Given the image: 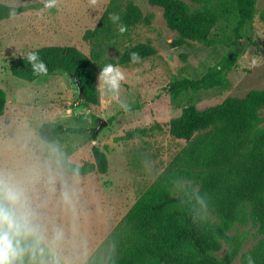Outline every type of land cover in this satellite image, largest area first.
Masks as SVG:
<instances>
[{
  "label": "rangeland",
  "instance_id": "rangeland-1",
  "mask_svg": "<svg viewBox=\"0 0 264 264\" xmlns=\"http://www.w3.org/2000/svg\"><path fill=\"white\" fill-rule=\"evenodd\" d=\"M109 1L56 0L53 9H43L42 0H0L1 4L23 8L22 13L0 21V88L6 93V110L0 117V171L14 169L27 178L29 194L37 210L50 227H61L63 239L59 252L64 264L71 259V251L81 248L89 239L79 232L87 220H93L89 205L92 199L102 202L100 214L113 220L111 231L186 145L184 140L173 139L167 132L169 120L178 117L183 107L194 105L203 110L226 98L264 89V23L259 19L264 0H256L257 14L245 30L244 53L226 74L228 87L225 89L189 91L176 97L163 90L169 82L199 78L208 67L216 65L228 51L231 24L220 20L212 30L209 44L171 48L169 44L176 34L166 27L162 10L148 5L146 0L133 2L149 19V25L131 29L117 50L149 41L157 53L143 62L118 66L125 75L119 102L102 94L99 72L95 83L97 107L81 103L75 82L67 75L44 76L34 82L11 75L8 67L11 60L42 46H74L88 54L90 45L83 41L82 35L96 26ZM117 50H109L107 57L116 58ZM182 54L187 55L185 61ZM120 103L129 108H121ZM100 120L106 125L96 134L95 144L106 154L107 173L67 175L63 163L91 161L89 132L97 129ZM45 122L65 128H84L86 132L63 134L58 141L44 143L38 137V128ZM261 127L264 128V123ZM135 129L147 131L132 139L124 138ZM74 205V211L68 210ZM229 235L239 242L238 255L232 264H241L240 255L262 239L250 222L235 224ZM227 252L228 246L224 245L219 255Z\"/></svg>",
  "mask_w": 264,
  "mask_h": 264
},
{
  "label": "trees",
  "instance_id": "trees-1",
  "mask_svg": "<svg viewBox=\"0 0 264 264\" xmlns=\"http://www.w3.org/2000/svg\"><path fill=\"white\" fill-rule=\"evenodd\" d=\"M159 7L166 27L174 32L171 48L209 44L212 30L220 20L231 24L232 39L228 51L218 63L208 67L199 78H181L169 82L164 92L176 97L189 91L225 89L226 74L244 53L245 30L252 22L256 0H146ZM44 0H42V5ZM15 13L13 15L12 13ZM23 12L20 6L0 3V21ZM120 15V24L109 18ZM264 23V10L259 13ZM133 0H110L96 26L86 30L83 41L90 45L88 54L74 46L48 45L36 49L48 67L47 75H33L27 55L11 60V75L26 82L40 77L73 76L82 88L84 106H99L97 74L105 64L127 67L130 53L138 52L143 62L156 55L149 41L117 50L138 25H149ZM31 50V51H33ZM117 50V57H107ZM187 55L182 54L185 61ZM6 110V93L0 88V117ZM110 122V121H109ZM264 89L251 90L242 97H229L220 104L199 110L194 105L181 109L169 120L167 132L173 139L184 140L182 147L150 186L137 198L101 245L84 264H232L239 242L229 235L237 223L250 222L262 239L240 255L241 264L251 255L255 264H264ZM158 127V126H155ZM150 130L152 128H149ZM146 129L124 135L132 139ZM84 128H65L45 122L38 128L44 143L58 141L63 134H84ZM91 161L62 164L67 175H104L108 161L95 144L97 135L89 132ZM228 252L220 256L223 246Z\"/></svg>",
  "mask_w": 264,
  "mask_h": 264
},
{
  "label": "clouds",
  "instance_id": "clouds-1",
  "mask_svg": "<svg viewBox=\"0 0 264 264\" xmlns=\"http://www.w3.org/2000/svg\"><path fill=\"white\" fill-rule=\"evenodd\" d=\"M55 5L56 0H44L43 9H53ZM109 18L119 24V32H125L126 26L119 23V14L111 13ZM140 59L138 52L130 53L133 63ZM27 60L33 75H47L48 67L37 51H29ZM98 80L102 94L119 102L121 81L125 80L120 68L105 64L100 68ZM120 107L127 110L129 105L120 103ZM62 239L63 232L54 225L50 227L33 204L27 178L14 169L0 171V264H64L59 252ZM245 260L246 264H255L251 255Z\"/></svg>",
  "mask_w": 264,
  "mask_h": 264
},
{
  "label": "crops",
  "instance_id": "crops-1",
  "mask_svg": "<svg viewBox=\"0 0 264 264\" xmlns=\"http://www.w3.org/2000/svg\"><path fill=\"white\" fill-rule=\"evenodd\" d=\"M99 204H102V202H100L96 198L92 199L89 202V205L92 206L91 211L93 213V220H87V224L85 227L82 228V231L81 232L78 231L80 234L83 235L85 234V236L87 235L89 239H87L84 242L81 248L77 247L71 251L72 253L71 259L66 260L68 264H84L85 261L92 255V253L97 249L100 243L105 239V237L110 232V228H111L110 226L113 220L109 219L104 214L103 215L100 214L102 212V209L99 207ZM74 209H75V205L72 206V209H68V210L74 211ZM117 223L114 224V226L117 225ZM60 228L61 227L59 226L58 229ZM89 230H93L94 233L90 235L88 232Z\"/></svg>",
  "mask_w": 264,
  "mask_h": 264
},
{
  "label": "water",
  "instance_id": "water-1",
  "mask_svg": "<svg viewBox=\"0 0 264 264\" xmlns=\"http://www.w3.org/2000/svg\"><path fill=\"white\" fill-rule=\"evenodd\" d=\"M69 77H70L72 80H74V77H73V76H69ZM74 82H75L76 88H77V90H78L79 98H80L81 100H84V95H83V93H82V88H81L80 83H79L78 81H75V80H74ZM105 125H106V122H105L104 120H100L99 123H98V127H97V129L94 131V133L97 134L98 131L101 130V128H102L103 126H105Z\"/></svg>",
  "mask_w": 264,
  "mask_h": 264
}]
</instances>
